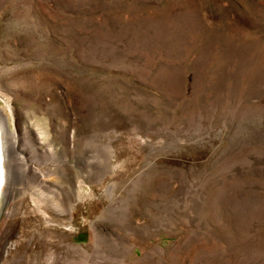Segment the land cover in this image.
Here are the masks:
<instances>
[{"label": "rangeland", "instance_id": "rangeland-1", "mask_svg": "<svg viewBox=\"0 0 264 264\" xmlns=\"http://www.w3.org/2000/svg\"><path fill=\"white\" fill-rule=\"evenodd\" d=\"M0 109V264H264V0H0Z\"/></svg>", "mask_w": 264, "mask_h": 264}, {"label": "bare ground", "instance_id": "bare-ground-1", "mask_svg": "<svg viewBox=\"0 0 264 264\" xmlns=\"http://www.w3.org/2000/svg\"><path fill=\"white\" fill-rule=\"evenodd\" d=\"M7 118H6V115L3 113V111L0 109V188L5 184L4 183V179H5V176L7 175V171L4 167V161L7 160V162H9V158L7 156V151H6V148L10 149V148H14L13 145H8L10 143H6L5 141V137L8 135H15L14 132L11 130H9L7 128ZM9 124V123H8ZM11 125V124H10ZM14 125V124H13ZM22 138V137H21ZM17 143V142H16ZM34 143V142H33ZM16 146V145H15ZM3 148L5 149L6 151V158L3 156ZM10 155V154H9ZM16 160V158H15ZM14 163V162H13ZM25 169V168H24ZM7 178V177H6ZM5 182H6V179H5ZM6 185V184H5ZM6 187V186H5ZM4 188V187H3ZM2 189V188H1ZM2 192V191H1ZM5 192V191H4ZM7 194V193H6ZM32 194V193H31ZM47 204V203H46Z\"/></svg>", "mask_w": 264, "mask_h": 264}]
</instances>
